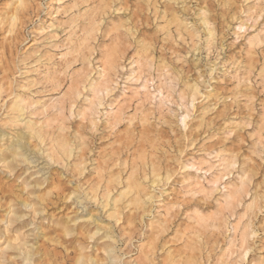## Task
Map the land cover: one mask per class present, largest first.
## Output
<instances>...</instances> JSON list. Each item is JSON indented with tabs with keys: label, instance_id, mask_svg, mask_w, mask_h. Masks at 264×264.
Masks as SVG:
<instances>
[{
	"label": "rangeland",
	"instance_id": "1",
	"mask_svg": "<svg viewBox=\"0 0 264 264\" xmlns=\"http://www.w3.org/2000/svg\"><path fill=\"white\" fill-rule=\"evenodd\" d=\"M62 1L0 0V264H264V0Z\"/></svg>",
	"mask_w": 264,
	"mask_h": 264
},
{
	"label": "bare ground",
	"instance_id": "2",
	"mask_svg": "<svg viewBox=\"0 0 264 264\" xmlns=\"http://www.w3.org/2000/svg\"><path fill=\"white\" fill-rule=\"evenodd\" d=\"M61 1H62V0H61ZM64 1H65V0H64ZM58 2H59V1H58ZM62 2H63V1H62ZM70 2H71V1H70ZM22 3H23V2H22ZM16 15H17V14H16ZM16 15H15V14L12 15L11 18H12L13 21L16 20V18H17ZM174 17H176V16H173V19H175ZM178 18H179V17H178ZM178 18H176V19H178ZM176 19H175V21H177ZM180 22H181V21H180ZM12 23H13V22H12ZM12 23H11V24H12ZM182 23H183V22H182ZM182 23H181V24H182ZM181 24H180V26H181ZM178 25H179V22H178ZM180 26H179V27H180ZM250 45H251V44H250ZM109 55H110V54H109ZM105 56H106V55H105ZM110 58H111V57H110ZM105 59H106V58H105ZM110 62H111V61H110ZM105 64H106V63H105ZM103 70H104V71H107V69H105V68H104ZM103 74H106V72L103 73ZM106 75H107V74H106ZM191 87H192V88L190 89V90H191V97H192V98H191V102H192L191 104L193 105V102H194V100H195V98H196L195 96H196V94L198 93L199 89H198L197 86H191ZM138 93H139V92H138ZM20 98H22V97H20ZM16 101H17V100H16ZM16 101H15V102H16ZM23 101H24V100H23ZM16 104H18V103H16ZM14 106H15V104H14ZM21 106H22V105H21ZM19 109H20V108H19ZM20 110H21V109H20ZM17 112H19V111H17ZM17 112H16V113H17ZM16 113H15V114H16ZM19 115H20V112L18 113V116H19ZM22 116H23V115H22ZM23 117H24V116H23ZM186 117H188V115L184 116V118H183L184 121H186V120H185V119H187ZM11 118H12V117H11ZM12 120H13V119H12ZM17 120H18V119H17ZM10 121H11V120H10ZM25 121H26V120H25ZM15 122H16V121H15ZM32 123H33V122H32ZM24 124H25V123H24ZM33 124H34V123H33ZM26 125H27V124H26ZM185 125H186V123H185ZM37 127H38V126H37ZM34 128H35V127H34ZM37 131H38V132H37ZM39 132H40L39 130H36V131L34 132V129H33V128L31 129V134H32V135H33L34 133L39 134ZM29 134H30V133H29ZM34 135H36V134H34ZM40 140H41V136H40ZM65 142H66V141H65ZM65 142L62 144V148H63L62 150L65 151V152H67V151H68V150H67V147H68V146H67V143H65ZM68 143H69V142H68ZM69 146H70V145H69ZM18 148H19V147H18ZM68 148H69V147H68ZM71 149H72V148H71ZM60 152H61V151H60ZM69 152H71V151H69ZM57 153H58V152H57ZM13 154H14V152H13ZM69 155H70V154H69ZM64 156H65V155H64ZM68 157H69V156H68ZM133 178H134V177H132V179H133ZM111 179H112V178H111ZM132 179H131V180H132ZM111 181L113 182V180H111ZM129 182H130V181H129ZM133 182H134V181H133ZM154 182H155V181H154ZM134 183H135V182H134ZM136 183H137V182H136ZM136 183H135V184H136ZM109 185H110V184H109ZM128 185H129V184H128ZM130 187H132V186H130ZM125 189H126V188H125ZM125 189H124V191H125ZM129 189H130V188H129ZM135 189H136V187H135ZM237 190H238V189H236V190H232V191H229L228 194H227L228 199L231 198V197L233 198V197L235 196V194L237 193ZM129 191H130V190H129ZM134 191H135V190H134ZM110 192H111V190H110ZM107 193H108V192H107ZM122 193H123V192H122ZM124 193H125V192H124ZM127 193H128V192H127ZM134 193H135V192H134ZM140 194H141V193H139L138 196H139ZM149 194H150V193H149ZM122 195H123V194H122ZM136 195H137V194H136ZM141 195H142V194H141ZM108 197H110V195H109ZM135 197H136V196H135ZM135 197H134V198H135ZM140 197L142 198V196H140ZM140 197H139V199H140ZM226 198H227V197H226ZM146 199H148V198H146ZM228 199H227V200H228ZM131 200H132V199H131ZM133 200H134V199H133ZM136 200H138V199H136ZM235 200H236V199H235ZM229 201H230V200H229ZM114 202H116V201L114 200ZM136 202H137V201H136ZM231 202H232V201H231ZM139 205H141V204L139 203ZM245 236H246V233H245ZM245 236L242 237L243 240H244L246 237H248V236H246V237H245ZM243 240H242V241H243ZM106 246H107V245H106ZM110 246H112V245H110ZM27 247H29V246H27ZM1 248H2V247H1ZM114 252H115V250H114ZM107 255H108V254H107ZM118 259H119V258H118ZM87 260H88V259H87ZM109 260H110V259H109ZM116 261H117V260H116ZM118 262H119V261H118ZM97 264H98V263H97ZM117 264H120V263H117Z\"/></svg>",
	"mask_w": 264,
	"mask_h": 264
}]
</instances>
